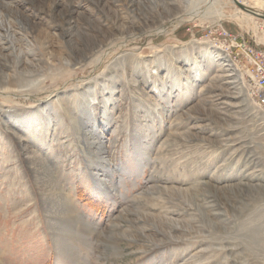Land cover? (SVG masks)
Here are the masks:
<instances>
[{"label": "rangeland", "instance_id": "rangeland-1", "mask_svg": "<svg viewBox=\"0 0 264 264\" xmlns=\"http://www.w3.org/2000/svg\"><path fill=\"white\" fill-rule=\"evenodd\" d=\"M29 1L11 2L25 25L1 18L15 48L0 41L9 64H0V263L264 264V116L246 95L245 73L233 65L228 76L200 50H225L220 23L264 46V19L232 0H217L218 21L192 17L184 13L195 0H185L163 23L120 36L123 0H101L105 14L72 0L76 28L105 33L78 60L59 17L70 0ZM238 1L264 14L255 0ZM192 6L200 14L206 4ZM109 34L119 36L108 42ZM10 129L46 157L76 220H50Z\"/></svg>", "mask_w": 264, "mask_h": 264}, {"label": "bare ground", "instance_id": "bare-ground-1", "mask_svg": "<svg viewBox=\"0 0 264 264\" xmlns=\"http://www.w3.org/2000/svg\"><path fill=\"white\" fill-rule=\"evenodd\" d=\"M12 1L13 0H9V1L5 2L4 0H0V41L3 44L2 48L4 50H12L13 51V47H14L13 40H14V38H13L11 32H10L11 28L9 29L8 26H4V24L2 25V21L3 20L1 18H6V16H7V18L9 17L8 18V20H9L13 16L14 17L19 16L18 20H19L20 24L24 23L25 21H27L26 20L27 18H25V15L22 14V12H20L17 8H15L14 5L13 6L11 5ZM31 1H29V2H31ZM91 1L93 3H95V4H97V5L100 4L101 5V10H102V12H104V14H105V12L111 10V7H109L107 2L101 4V0H91ZM116 1H121V0H116ZM123 1H124L123 5L127 9V16L125 18L126 19L125 22H123L121 24V26H120L121 27L120 36H124V35L131 34V33H141V30H144V29L146 30V29H148L150 27L159 25V24L163 23L165 19H168V18H170L172 16H175L178 13H180L181 11H183V9L185 7L182 4V2H185V0H148V1H150L152 6L150 8L147 7L149 9H146V11H141V6H142L141 5V0H123ZM55 2H56V0H55ZM200 2L201 3H205L206 7L204 9H202L201 10L202 13L199 14V12H200V10H198L199 6L195 7V8H192L193 7L192 5H194V6L198 5V3H200ZM239 2L241 3V1H239ZM255 2L260 8H264L263 5H262L263 3L261 4L260 0H258V1L255 0ZM192 3L193 4H191L190 10H187L184 14H188V15H190L192 17L197 16V17H203V18H210L211 19L210 21H213V20L218 21V20L222 19L225 16V13L223 11V6L221 4H219L217 0H195ZM66 5H67V6H65L66 8L59 13V17H61L63 22H65L64 30L67 32L66 34L68 36V46H67V49L69 50L68 53H70V55L72 57H75V59L76 58H80L78 60H81L86 55H88L90 52H93L95 47L97 45H99L98 42L100 41L101 36H104L105 33L103 32V30L101 28L95 27L93 29L91 27V24H89L88 26H84V27L82 26L83 28H81V27L76 28L77 26H75V24H74L76 17H75V19H74V17H72V15L74 14L73 7L71 6L72 5V0H70L68 3H66ZM52 7H53V5H52ZM245 8H247V7H245ZM155 10L159 11L160 14L157 16L159 18H157L155 15H153L152 12L155 11ZM160 10L161 11L162 10L165 11V13L167 14L166 17L163 18V16H161V11ZM48 13H49V16L52 19L56 17L55 11L53 9L49 10ZM259 13H261V12H259ZM237 14H239V13H237ZM247 15L250 16V14H247ZM235 16H233V17H235ZM115 17L117 19L121 18V17H118L117 15H115ZM13 20H11V21H13ZM78 24H79V22H78ZM24 25H25V23H24ZM24 25H23V27H24ZM63 26L64 25H62V27ZM73 27H75L74 32L70 31V29H72ZM219 27H220L219 32L221 30H223L227 34L230 33L229 31H227L223 27L222 23L219 24ZM253 29H255V27ZM117 36H119V34L118 35L109 34L108 35V37H109L108 42L111 41L113 38H115ZM200 50H201L202 54L205 57H207V59L212 64L216 63L217 65H221V66H225V67L229 68L230 69L229 71L232 72V73L228 74V76L235 75V72L232 71L233 69L231 68L233 66V64L230 62L228 54L225 52V50H221V48H219V47H216V46L214 47V46H209V45L208 46H204L203 45L202 47H200ZM72 51H74V52H72ZM49 52H50V50H49ZM73 54H75V55H73ZM0 56H3L1 51H0ZM15 56H16V59H17L16 64L22 65V63H21L22 60L18 57V54H16ZM25 62L27 63L28 61H25ZM0 64H2L3 66H7V65L9 66V64L5 60L4 56H3V58L1 57ZM195 67H197V64H195L194 68ZM27 69H28L27 66H23V67H21L20 70L22 72H26ZM0 78H2V79L6 78V76H4V73L2 71V67L1 66H0ZM5 90H6L5 87L0 86V91L1 92H4ZM75 125H76V123H75ZM11 132L16 137L17 142L19 143L24 155H26L25 157H26V159H27V161H28V163L30 165V168L32 169V172H33V174H34V176H35V178H36V180L38 182L39 188H40L41 193H42L44 204L47 207L46 209H47V213L49 215L50 220H52L54 218L52 216H55V218H58L60 220L63 218V220L61 221V224L63 226H64V222L69 220V219L71 220L72 218H75V220H76L77 219V214L75 213L74 208L70 204V201L68 200V198H66L67 196L65 195L63 190L58 185V183H57V181H56V179H55V177L53 175V172H52L51 168L49 167V165L47 164V162L45 160L46 157L44 158V157L41 156V154L39 152H36V150H35L36 148L34 149L32 145H29L27 143V140H25V138H23L22 135H20L19 133L15 132V131H12V130H11ZM85 139H86V137H85ZM100 154H101V152H100ZM102 157H103V155H101V158ZM251 187H249V188H251ZM237 188H238V192L246 190V189L241 188V186H238ZM253 188L255 189V187H253ZM220 190H223V189H220ZM229 191L234 193V189H230ZM215 192H216V190L214 191V193ZM216 195H218V194L216 193ZM185 197H186V194H185ZM177 201H179V200H177ZM210 213H211V211H210ZM61 230H64V229H61ZM88 230H89V228H88ZM140 232H142V231H140ZM66 234H67V236L73 237L72 236L73 235L72 232H69V233L67 232ZM137 236H139V235H137Z\"/></svg>", "mask_w": 264, "mask_h": 264}, {"label": "built area", "instance_id": "built-area-1", "mask_svg": "<svg viewBox=\"0 0 264 264\" xmlns=\"http://www.w3.org/2000/svg\"><path fill=\"white\" fill-rule=\"evenodd\" d=\"M219 34L224 36L225 45H222L228 54L230 62L239 73L243 72L246 75V78H243L246 95L264 116V46L250 43L241 36L232 35L231 33L227 34L223 30ZM232 48L241 50L244 54L249 64L244 67L245 69L242 68L243 64L239 62L240 59L233 54ZM237 50L236 53L239 55L241 52Z\"/></svg>", "mask_w": 264, "mask_h": 264}, {"label": "water", "instance_id": "water-1", "mask_svg": "<svg viewBox=\"0 0 264 264\" xmlns=\"http://www.w3.org/2000/svg\"><path fill=\"white\" fill-rule=\"evenodd\" d=\"M236 5H238V7H240L241 9L243 10H246L247 12L251 13L252 15L256 16V17H260L262 19H264V14L262 13H259L255 10H252V9H248V8H245L238 0H232Z\"/></svg>", "mask_w": 264, "mask_h": 264}]
</instances>
